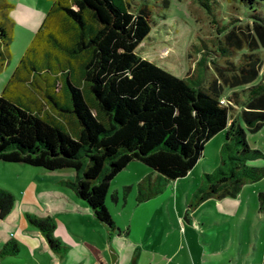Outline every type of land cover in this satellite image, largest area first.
I'll return each instance as SVG.
<instances>
[{
	"label": "trees",
	"instance_id": "16d2710c",
	"mask_svg": "<svg viewBox=\"0 0 264 264\" xmlns=\"http://www.w3.org/2000/svg\"><path fill=\"white\" fill-rule=\"evenodd\" d=\"M240 1L254 8L264 0ZM2 2L0 73L12 56L6 27L14 7ZM152 28L150 10H134L130 0H53L0 96V160L48 171L73 169L75 179L60 184L91 208L110 235L121 233L106 204L111 182L134 161L157 174L123 187L124 196L135 187L141 204L183 180L203 159L205 145L226 130L221 165L204 172L188 212L210 199L235 198L245 185L264 178V166L248 165L264 158L246 134V128L255 132L264 126L263 61L244 33L249 28L233 27L224 37L222 57L237 54L235 45L249 46L238 62L219 64L216 53L199 60L195 72L208 57L216 70L213 80H196V73L180 78L137 54ZM256 30L264 43V27ZM224 86L245 88L226 103ZM234 106L241 108L238 118H232ZM258 203L264 214V191ZM14 206L13 194L0 188V221ZM26 217L51 251L67 254L54 236V217ZM19 252L11 237L0 247V260Z\"/></svg>",
	"mask_w": 264,
	"mask_h": 264
},
{
	"label": "rangeland",
	"instance_id": "374dc122",
	"mask_svg": "<svg viewBox=\"0 0 264 264\" xmlns=\"http://www.w3.org/2000/svg\"><path fill=\"white\" fill-rule=\"evenodd\" d=\"M14 7L9 9L12 20L6 28L11 33L10 57L5 69L0 73V96L9 82L20 59L30 45L35 32L41 26L53 0H7ZM134 10L146 6L152 13L153 28L151 33L138 46L136 52L180 78H186L195 72L199 60L204 54H217L219 64L225 59L232 62L250 52L245 44L235 45L237 54L222 57L221 47H227L225 36L233 27L249 28L244 33L249 35L248 42H254V51L261 55L264 71V43L256 28L264 27V1L255 4L254 8L244 5L240 0H130ZM0 3H3L0 0ZM32 19V22H28ZM235 19V21L230 24ZM4 18L0 17V21ZM230 24V25H229ZM229 25V28L218 29ZM238 32V29H236ZM240 42L243 36L239 34ZM257 47V48H256ZM206 65H198L196 80H213L216 70L209 61ZM245 87L228 88L224 86L223 99L234 91ZM29 105V103H28ZM31 107V105H29ZM34 109L35 106L32 105ZM37 108H35L36 110ZM241 108L234 106L232 118H238ZM242 126L246 128L244 123ZM249 144L264 154V126L252 132L246 128ZM226 130L215 135L206 145L203 159L196 167L198 182L192 174L187 180L172 189V194L164 195V201L147 223V230L142 241L131 243L126 238L128 228L136 216L138 203L137 189L134 187L126 196L125 185L141 181L151 169L140 162L131 165L111 182L106 204L112 214L121 235L115 233L113 239L117 247L120 264H132V258L140 253L138 264H262L264 259V214L259 212L258 194L264 191V178L255 183L245 185L237 197H227V201L210 199L195 211L188 212V205L201 183L200 174L203 168L210 170L221 165V148L225 142ZM250 166H264V158L248 162ZM209 173V172H207ZM74 175L73 169L48 171L21 163H7L0 160V188L15 197L12 219L0 221V237L3 234L17 231L15 223L19 212L24 221L31 225L20 211L21 200L25 194L40 190L38 203L43 213L61 218L63 221L74 219L77 213L69 211L73 191L60 184ZM174 190V191H173ZM31 191V192H30ZM116 191L118 194H116ZM38 217H44L37 211ZM17 221V222H16ZM86 223V222H85ZM32 226V225H31ZM56 226L54 236L62 231ZM83 230H85L83 228ZM87 236L96 239L101 249L105 247L108 237L98 227L88 224ZM101 235V236H100ZM102 237V238H101ZM59 239V238H58ZM60 240V239H59ZM62 242V241H61ZM2 241L0 242L1 245ZM137 252V253H136ZM25 259V258H24Z\"/></svg>",
	"mask_w": 264,
	"mask_h": 264
},
{
	"label": "crops",
	"instance_id": "0c3cea01",
	"mask_svg": "<svg viewBox=\"0 0 264 264\" xmlns=\"http://www.w3.org/2000/svg\"><path fill=\"white\" fill-rule=\"evenodd\" d=\"M28 22H32V19H30ZM196 167L183 180L170 184L162 194L150 199L147 202L138 204L140 209L137 210L136 216L132 221V228H128L125 235L129 242L138 244L139 241H142L146 234L148 221L153 217L155 211L161 209L160 207L165 204L164 201H159L162 196L165 194L170 196V193H173L172 189L175 188V186H177L179 183L187 180L192 174L194 175V181L198 182V177L195 172ZM215 169L216 168L212 170H210L208 167L203 168L202 174H200V177L202 178L201 183H199L198 187H200L203 183L204 172L211 173ZM149 175L152 176V178L157 177V174L152 170L147 176ZM68 176L69 177L67 178H69V180L74 177V175ZM64 178L65 177H61L59 180H63ZM137 183H133L132 185H136ZM39 193L40 190H35L34 192L30 193V196L29 194H25L21 200L20 211L23 210L24 214L29 213L34 215L37 211H39L43 214L42 216H49L39 210L42 209L38 203ZM116 194H118L117 191ZM71 198L72 202H69L71 209H69V211L77 213V216L75 217L77 220L69 219L66 222L61 218H55L57 224L56 226L60 225L63 227V232L58 234V238L68 248V252L64 257H61L60 255L51 251L47 240L42 235V233H40V231L35 227L27 224V222L24 221L23 213L19 212V214H17L19 218L17 220L18 222L16 221L17 223L14 224L17 231L3 234L5 237H0V242L2 241L0 247H2L3 244L11 237H14L20 244V252L18 255L8 256L4 259H1L0 264H120L121 260L119 259V255L115 249L117 245L113 239L114 234H109L107 228L96 219L91 208L74 192L73 197ZM222 201L225 202L227 200L223 199ZM11 213L6 218L7 220L12 219L13 215ZM88 224H91L96 228L98 227V229L101 230V233H105L108 237V241L105 243V247L102 249L96 239L86 235L87 232L85 230ZM83 228L85 230H83ZM119 235H121V233ZM139 258L140 253H137L133 256L132 262L134 260L135 264H138Z\"/></svg>",
	"mask_w": 264,
	"mask_h": 264
}]
</instances>
